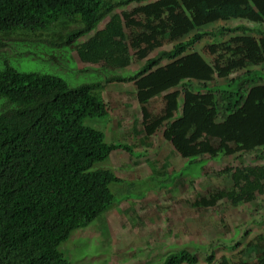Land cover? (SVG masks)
I'll return each mask as SVG.
<instances>
[{"label":"trees","instance_id":"trees-1","mask_svg":"<svg viewBox=\"0 0 264 264\" xmlns=\"http://www.w3.org/2000/svg\"><path fill=\"white\" fill-rule=\"evenodd\" d=\"M252 1L259 13L246 7L247 0H0V48L28 30L57 41L66 36L68 42L92 33L77 50L83 62L127 67L144 60L133 75L105 79L134 82L139 133L149 136L166 122L163 138L185 159L264 156V75L250 69L264 63V33L232 35L245 33L243 26L198 29L230 17L263 20L264 0ZM133 2L145 3L130 13L115 12ZM140 13L144 22L132 17ZM224 30L231 34L227 40L203 52L191 50L205 35ZM165 42L174 45L149 57ZM102 86H70L58 75L22 72L9 64L0 69V264H69L60 245L111 207L109 185L119 178L94 165L129 147L108 142L103 130L84 124L109 113ZM158 95L164 112L150 119L147 103ZM222 173L230 186L202 197L203 204L221 198L250 202L264 193V165H228ZM252 249L249 258L233 261L216 259L211 249L203 264H264V237ZM198 262L196 253L182 248L156 264Z\"/></svg>","mask_w":264,"mask_h":264},{"label":"rangeland","instance_id":"rangeland-1","mask_svg":"<svg viewBox=\"0 0 264 264\" xmlns=\"http://www.w3.org/2000/svg\"><path fill=\"white\" fill-rule=\"evenodd\" d=\"M141 4L133 2L115 12L130 13ZM132 17L139 19L138 14ZM20 34L24 38L7 40L0 48V69L9 64L22 72L55 74L70 86L101 82L109 113L86 118L84 124L103 130L108 142H121L129 147V151H113L108 159L94 165L111 169L119 179L109 185L113 201L107 212L73 231L60 245L69 264H156L169 252L182 248L196 253L198 264H203L204 255L211 249L216 259L226 256L232 261L253 254L252 245L264 237V193L238 204L221 198L205 205L200 199H209L211 194L230 186L228 177L222 173L226 166L264 165V156L182 158L162 136L166 122L149 136L139 133L142 114L133 81L105 82L112 75H133L144 60H132L127 67L83 62L77 50L92 33L69 42L66 36L62 41L36 37L37 32L30 30ZM230 35L223 33L219 38L227 36V40ZM213 37L202 40L198 46L201 52L211 45L208 40L217 41ZM163 47L169 50L173 46L166 43ZM205 56L211 59L207 53ZM257 67L264 69V64L250 69ZM219 81L222 83L223 79ZM192 83L197 87V82ZM1 102L0 98V111ZM164 107L162 95L148 101L150 119L162 115Z\"/></svg>","mask_w":264,"mask_h":264},{"label":"crops","instance_id":"crops-1","mask_svg":"<svg viewBox=\"0 0 264 264\" xmlns=\"http://www.w3.org/2000/svg\"><path fill=\"white\" fill-rule=\"evenodd\" d=\"M145 2H143L142 4H144ZM140 4V3H139ZM141 4V5H142ZM245 5V4H244ZM247 6H250V8L252 9V11L253 12H255V13H259V11H258V9H257V7L255 6V4L253 3V1L252 0H247V5H246V7ZM239 7H244L243 6V4H240V6ZM139 15V19L138 20H135V21H145L144 19H143V14L142 13H140V14H138ZM104 26V25H103ZM103 26H101V27H99V25H98V27L99 28H102ZM208 26H210V30H208ZM236 26H243V27H245V29H246V32L245 33H242V32H244V31H242V30H239V31H236L235 33H234V35H236V36H238V35H251V36H254L255 38H258L259 37V35H260V33H264V19L263 20H260V21H256V20H252V19H249V18H244V17H230V18H227V19H217V20H215V21H213V22H210V23H207V24H205V25H202V26H200V27H198V29H201V30H203V31H207V32H210L211 30H214V31H216V30H218V29H220V28H232V27H236ZM211 28H213V29H211ZM127 27L126 26H124V32H125V36H126V41L128 42V45H131V43H132V40H131V37L129 36V33L131 32L130 31V29H129V32H127ZM223 33H229L228 31H226V30H224L223 31ZM222 33V34H223ZM259 33V34H258ZM221 34V35H222ZM233 35V34H232ZM219 36L220 35H216L215 37H217L218 39H216L217 41H219V42H223V41H225L226 40V38H227V36H221L220 38H219ZM206 37H210V35H206V36H204L203 38H201V40H199L197 43H195V45L193 46V48L191 49L192 51H199L200 52V47H198L199 46V44L202 42V40L204 39V38H206ZM213 37V36H212ZM82 38V37H81ZM214 38V37H213ZM206 39H210V38H206ZM166 41V40H165ZM217 41H210V40H208L207 42H211V44L212 43H215V42H217ZM170 44V45H174V43L172 42V43H169V42H165L164 44ZM133 44H134V42H133ZM164 44L160 47V48H157L156 50H154V51H152L151 53H150V57H152V56H155L159 51H161V50H166V49H163L164 47ZM135 46H136V44H134ZM156 51V52H155ZM163 62H164V60H163ZM165 62H167V61H165ZM264 64V63H263ZM256 70V71H258V72H261L263 75H264V69H261V68H259V67H257V68H252V70ZM233 75V74H232ZM253 164H255V163H253ZM257 165H259V164H257ZM259 166H261V165H259Z\"/></svg>","mask_w":264,"mask_h":264},{"label":"clouds","instance_id":"clouds-1","mask_svg":"<svg viewBox=\"0 0 264 264\" xmlns=\"http://www.w3.org/2000/svg\"><path fill=\"white\" fill-rule=\"evenodd\" d=\"M82 229V228H81ZM78 230V229H77Z\"/></svg>","mask_w":264,"mask_h":264}]
</instances>
